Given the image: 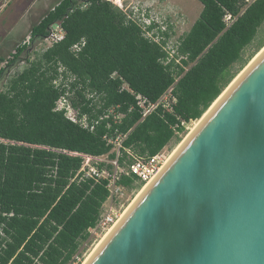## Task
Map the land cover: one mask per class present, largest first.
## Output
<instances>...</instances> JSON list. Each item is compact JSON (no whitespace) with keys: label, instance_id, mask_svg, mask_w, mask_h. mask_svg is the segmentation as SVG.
<instances>
[{"label":"trees","instance_id":"trees-1","mask_svg":"<svg viewBox=\"0 0 264 264\" xmlns=\"http://www.w3.org/2000/svg\"><path fill=\"white\" fill-rule=\"evenodd\" d=\"M199 1V18L174 45L173 57L171 28L144 30L109 0H61L31 27L29 42L1 60L0 264H80L81 243L110 192L106 180L83 178L84 159L75 154L116 160L110 140L121 137L118 164L126 168L180 144L182 122L200 121L264 48L263 34L245 56L264 26V0ZM227 14L235 18L229 27ZM55 25L63 38L31 60L30 49L58 33ZM24 53L28 65L7 76ZM173 85L174 112L159 109L142 120L136 95L156 102ZM63 97L78 117L95 123L93 130L57 110ZM119 184L145 185L125 174Z\"/></svg>","mask_w":264,"mask_h":264},{"label":"water","instance_id":"water-1","mask_svg":"<svg viewBox=\"0 0 264 264\" xmlns=\"http://www.w3.org/2000/svg\"><path fill=\"white\" fill-rule=\"evenodd\" d=\"M262 51L86 264H264Z\"/></svg>","mask_w":264,"mask_h":264},{"label":"rangeland","instance_id":"rangeland-1","mask_svg":"<svg viewBox=\"0 0 264 264\" xmlns=\"http://www.w3.org/2000/svg\"><path fill=\"white\" fill-rule=\"evenodd\" d=\"M60 1L61 0H0V5H5V7H7L6 9L0 11V58L3 57L7 60L10 54L15 52V48L18 44L28 41L31 27L38 23L52 7H54ZM109 1L118 6V8H123V11L127 15H130L132 12H134L136 8H140L142 10L144 9L147 11L146 17L156 20L158 23L155 24H157L162 31H167L169 28H171V38L168 41L171 49H174V45L177 44L181 36L189 32L202 11V4L199 0ZM136 21H138V19ZM54 30L55 32H58L57 34H60L57 26L54 28ZM263 34L264 26L259 33L257 41L246 49V57L254 51L258 40L263 37ZM48 44V42H44L42 44L37 43L34 47H32V49H30L31 60H34L37 57V55H35L36 52L42 51ZM261 52L262 50L259 53ZM259 53L253 59H255ZM27 57L28 54L24 53L21 62L16 67L10 68L6 75L13 76L17 72L23 70L26 65H28L26 62ZM5 65L6 63L0 62V68L4 67ZM4 82L5 81L0 82V88H2ZM199 122L200 121H195L190 123L186 133L179 135L182 138V142L188 137L192 129L198 126ZM182 142L180 144H182ZM171 144L172 149L170 151L173 152L171 154L172 157L176 152L175 150H177V148H179L181 145H176L173 143ZM97 161L101 164L114 160H111L108 156H102L98 158ZM146 185H148V183ZM143 188L140 190L135 188L131 190L127 189L122 197H120L121 195L119 196L120 199H118L121 205V215H123L128 207L134 203L135 199ZM107 233L108 231L105 234H101L99 236L94 235L92 238H89L88 240L81 243L79 250L80 264H84L86 262L88 257L94 252L97 245L102 241Z\"/></svg>","mask_w":264,"mask_h":264},{"label":"built area","instance_id":"built-area-1","mask_svg":"<svg viewBox=\"0 0 264 264\" xmlns=\"http://www.w3.org/2000/svg\"><path fill=\"white\" fill-rule=\"evenodd\" d=\"M121 9L123 10V8ZM146 12L147 11L144 9L142 10L140 8H136L134 12L128 15V17L133 21H136L138 19V21L136 22L140 24L144 30H148V28L151 25L158 22L153 18H147ZM234 21L235 18L231 14H227L225 16V22L227 24V27H229ZM59 32L60 34L54 33L53 35H51L50 38L46 40V42L49 43L48 44L49 46H52L53 43L63 38V31L60 29ZM147 35L150 38H152L153 32L149 31ZM29 40L25 41V43H28ZM155 40L159 41L158 39ZM83 45L84 44H82V46ZM80 49H81L80 45L74 47V51H79ZM167 50L169 51L170 56L173 57L176 50H174L173 48L171 49L169 44L167 45ZM136 99H137V106L142 113V120L159 109H162L163 112L172 113L174 112V106L178 102L177 97L174 95V85L171 86L156 102H152L151 100H149L148 98L144 97L141 94H137ZM57 110H66V115L70 120H72L75 123H79L84 128H89L91 130L94 129L95 123L94 125L92 124L90 125L86 117H82V118L78 117L77 112L72 108L68 99H66L65 97L59 100ZM189 125L190 124L184 121L182 122V126H185L186 129L189 128ZM110 142L115 145L113 152L117 154L116 160L106 162L113 166L112 170H108L106 168L100 170L98 168L97 165L99 164V162L97 161V159L100 157L75 154L77 156H81L84 159L83 168L81 170V172H84L83 178L93 177L97 180H106L108 182L107 188L110 192V197L103 207V211L101 213L99 221L97 222L96 227L91 228L89 230L91 235L90 238H92V236L94 235L99 236L101 234H105L116 224L117 220L120 218L121 205L119 201L120 199L119 196L121 195L120 197H122L124 195V192L127 190V188L119 184L121 176L123 174L131 177L135 176V178L137 179V183L141 182L146 185L159 174L160 170L168 162V160L171 157V154L173 153L172 151H170L172 149V144H169L162 151H160L158 154L152 157L135 158L130 165H127L126 168H120L118 164V157L121 154L120 149L122 147L121 146L122 138L118 137L115 141L110 140ZM78 260H80V258Z\"/></svg>","mask_w":264,"mask_h":264},{"label":"bare ground","instance_id":"bare-ground-1","mask_svg":"<svg viewBox=\"0 0 264 264\" xmlns=\"http://www.w3.org/2000/svg\"><path fill=\"white\" fill-rule=\"evenodd\" d=\"M262 50H263V49H262ZM262 52H263V51H262ZM262 52H261V53H262ZM261 53H259V55H258L256 58H258V57L260 56ZM256 58H255L254 60H256ZM238 78H239V77H238ZM235 80H237V79H235ZM226 92H227V91L224 92V94L220 97V99H218V101H217L215 104H217V103L219 102V100H221V99L223 98V96L226 94ZM215 104L213 105V107L215 106ZM213 107H212V108H213ZM210 110H211V109H210ZM207 114H208V113H206L205 116H206ZM205 116H204V118H205ZM202 120H203V119L200 120L198 126L200 125V123L202 122ZM198 126H197V127H198ZM197 127H196V128H197ZM196 128L192 129V131L190 132V134L188 135V137L182 142V144H183V143L189 138V136L194 132V130H195ZM182 144H180V145L182 146ZM181 146H180V147H181ZM180 147H179V148H180ZM179 148H177V150H175V151L177 152V151L179 150ZM176 152L174 153V155L176 154ZM174 155H173V156H174ZM173 156L170 158V160L173 158ZM170 160H168V162H167L164 166H166V165L169 163ZM164 166H163V168H164ZM163 168H162V169H163ZM162 169H161V170H162ZM161 170H160V171H161ZM153 180H154V179H153ZM151 182H152V181H151ZM151 182H149L148 185H145V187L142 189V191L139 193V195H138L137 198L135 199L134 203H135V202L138 200V198L143 194V192H144V191L146 190V188L151 184ZM134 203H133V204H134ZM133 204H131V205L128 207V209L125 211V213H124L123 215L120 216V218L117 220L116 224H115V225L110 229V231H108V233L104 236V238L102 239V241L97 245V247H96V249L94 250V252L88 257V259L86 260V262H85L84 264L87 263V261H88V260L91 258V256L96 252V250L100 247V245L105 241V239L110 235V233L114 230V228H115V227L119 224V222L124 218V216L128 213V211L130 210V208L133 206Z\"/></svg>","mask_w":264,"mask_h":264},{"label":"crops","instance_id":"crops-1","mask_svg":"<svg viewBox=\"0 0 264 264\" xmlns=\"http://www.w3.org/2000/svg\"><path fill=\"white\" fill-rule=\"evenodd\" d=\"M9 7V6H8ZM7 7H5V5H0V11L6 9ZM202 9H203V5H202ZM4 59L3 57L0 58V62L1 60ZM1 69V68H0Z\"/></svg>","mask_w":264,"mask_h":264},{"label":"clouds","instance_id":"clouds-1","mask_svg":"<svg viewBox=\"0 0 264 264\" xmlns=\"http://www.w3.org/2000/svg\"><path fill=\"white\" fill-rule=\"evenodd\" d=\"M121 10H122V9H121ZM56 26L59 27V25H55V27H56ZM59 31H60V29H59Z\"/></svg>","mask_w":264,"mask_h":264}]
</instances>
